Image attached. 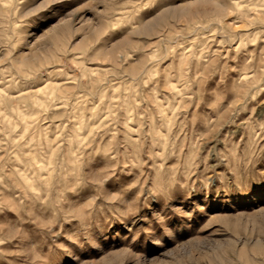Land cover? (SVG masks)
<instances>
[{
    "label": "rangeland",
    "instance_id": "374dc122",
    "mask_svg": "<svg viewBox=\"0 0 264 264\" xmlns=\"http://www.w3.org/2000/svg\"><path fill=\"white\" fill-rule=\"evenodd\" d=\"M0 264H264V0H0Z\"/></svg>",
    "mask_w": 264,
    "mask_h": 264
}]
</instances>
